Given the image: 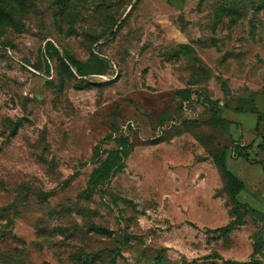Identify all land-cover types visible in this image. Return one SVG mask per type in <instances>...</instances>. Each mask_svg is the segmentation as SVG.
<instances>
[{"label":"rangeland","instance_id":"1","mask_svg":"<svg viewBox=\"0 0 264 264\" xmlns=\"http://www.w3.org/2000/svg\"><path fill=\"white\" fill-rule=\"evenodd\" d=\"M0 5V264H264V0Z\"/></svg>","mask_w":264,"mask_h":264},{"label":"trees","instance_id":"2","mask_svg":"<svg viewBox=\"0 0 264 264\" xmlns=\"http://www.w3.org/2000/svg\"><path fill=\"white\" fill-rule=\"evenodd\" d=\"M0 14H5L4 9L0 5ZM71 65L77 69V71L82 75H87V74H94L97 72H84L82 70V65L77 62L74 59H71ZM100 74H104V71L99 72ZM252 113H255L254 111H251ZM260 114V113H259ZM216 120V114L213 113V120ZM263 116L260 114L259 120L262 122ZM110 140H112L116 144V149L111 151L110 158L112 161L115 163H121L124 160V157L128 154L130 151V145H129V140L128 137L124 133H121L119 136H116L115 134L113 136L109 137ZM109 158V159H110ZM226 160H224L222 167H223V173L225 175V178L227 179V192L229 196L231 197L233 204H234V211L239 212L238 208L242 206V204L239 202L238 197L242 193V191L245 189V184L242 180L239 179L237 175H235L232 171L227 169L225 165ZM236 226V222L230 223L228 226L223 227V228H218L215 230H210L211 233L214 234H228L230 233ZM256 254V252L254 253ZM227 264H249L251 262H246V263H238V262H232V261H227Z\"/></svg>","mask_w":264,"mask_h":264},{"label":"built area","instance_id":"3","mask_svg":"<svg viewBox=\"0 0 264 264\" xmlns=\"http://www.w3.org/2000/svg\"><path fill=\"white\" fill-rule=\"evenodd\" d=\"M130 127L134 128L135 125L134 124H130V125L127 126V128H130ZM127 128H125V129H127Z\"/></svg>","mask_w":264,"mask_h":264},{"label":"water","instance_id":"4","mask_svg":"<svg viewBox=\"0 0 264 264\" xmlns=\"http://www.w3.org/2000/svg\"><path fill=\"white\" fill-rule=\"evenodd\" d=\"M110 234H112V232L108 231Z\"/></svg>","mask_w":264,"mask_h":264}]
</instances>
